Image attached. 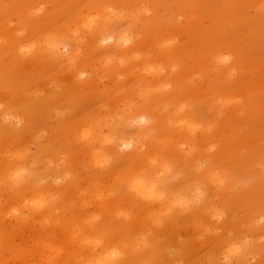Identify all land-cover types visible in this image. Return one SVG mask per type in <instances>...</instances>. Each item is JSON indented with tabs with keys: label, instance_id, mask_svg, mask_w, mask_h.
Here are the masks:
<instances>
[{
	"label": "rangeland",
	"instance_id": "obj_1",
	"mask_svg": "<svg viewBox=\"0 0 264 264\" xmlns=\"http://www.w3.org/2000/svg\"><path fill=\"white\" fill-rule=\"evenodd\" d=\"M218 53L232 63L217 66ZM157 173L161 191L206 196L171 211L143 199L156 193L134 179ZM38 197L39 212L26 206ZM261 216L264 0H0V264H88L111 247L121 264H219L241 237L252 245L235 264H264Z\"/></svg>",
	"mask_w": 264,
	"mask_h": 264
},
{
	"label": "clouds",
	"instance_id": "obj_2",
	"mask_svg": "<svg viewBox=\"0 0 264 264\" xmlns=\"http://www.w3.org/2000/svg\"><path fill=\"white\" fill-rule=\"evenodd\" d=\"M42 11V9L40 10ZM22 35V33H21ZM111 41V38H109L108 41H102V43H108ZM121 44L124 46H128L132 41L130 37L122 36L120 40ZM45 43L48 47V49L52 53H59L61 55H67L70 50V44L65 42L64 40L55 37V36H49L45 38ZM180 43L178 37H173L172 39L168 40L165 47H171L174 45H178ZM37 45L35 44H29L26 46H22L19 49V53L21 55H30L33 53L36 49ZM234 57L230 53H218L213 57V62L219 66V67H227L230 65L233 61ZM178 68V65H173L172 71L175 72ZM156 69H149V71H153ZM159 71H163V69H158ZM237 70L236 68H230L227 73V78L232 79L236 76ZM196 78H199L197 76ZM239 101H233L231 99H225L221 98L217 100V104H219L222 108L228 107L233 103H238ZM185 106L181 107V111L183 110ZM198 130V126L193 129V131ZM110 142V141H109ZM124 147H127L125 145ZM215 151V146H212L209 148V152ZM107 161L101 160L98 162L99 166H103ZM205 164H200L198 167L199 170H203L205 168ZM29 175V170L27 168H20L18 170L13 171L11 174V179L16 182H22L23 178ZM160 176V173H157L155 176H147L145 174H140L138 177H136L133 181V185L143 183L145 181H148L150 184L151 190L156 193L155 195H141L143 199L146 200H153L157 202H164L167 201L168 204V210L171 211L175 208H185L189 204H197L200 203L204 197L206 196V191L204 186L202 185H196L193 187L191 191H189L187 194L183 191H176V192H166L161 191L160 186L157 183L158 178ZM68 176L66 174L65 179H67ZM179 179V175L171 177V181H175ZM211 179L218 187H224L225 184L229 183L228 177L222 173L221 171H216L211 174ZM170 181V182H171ZM41 183H44V181H41ZM55 183L59 184L61 183L60 180H56ZM241 185H234V187H239ZM133 191H135V188L133 187ZM27 207H31L35 211H43L48 206V202L46 199L42 197L35 198L31 201L26 202ZM12 214L18 215L19 209H12ZM213 218L217 220V222L223 220L224 213L216 210L214 213ZM255 226L260 227L264 225V216H261L259 220L255 221ZM83 244L85 246L91 247L93 249H97L101 246V241L99 240H93V239H85L83 241ZM252 245V241L248 237H241L238 239L233 240L228 247L224 250V252L221 254L219 258V264H235L236 260L244 257L247 258V252L249 248ZM123 251L120 247H111L100 253L98 256H95L93 259L88 261V264H121V261L123 259ZM209 264H211V258H209ZM251 264H254V259L251 262Z\"/></svg>",
	"mask_w": 264,
	"mask_h": 264
}]
</instances>
